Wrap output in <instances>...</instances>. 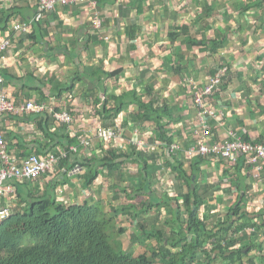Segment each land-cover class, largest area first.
<instances>
[{
  "label": "crops",
  "instance_id": "0c3cea01",
  "mask_svg": "<svg viewBox=\"0 0 264 264\" xmlns=\"http://www.w3.org/2000/svg\"><path fill=\"white\" fill-rule=\"evenodd\" d=\"M130 1L102 0L95 7L88 2L56 5L35 20V0H0V45L9 42L0 50V91L16 106L33 101L46 107L41 112L7 113L0 130L17 158L28 154L44 157L61 149L67 154L70 146H77L74 160L78 163L67 171L68 180L53 191L65 204L100 202L110 212L130 202L121 189L125 185L133 188L139 181L143 189H150L153 202L161 204L169 198L174 205L181 201L186 183L167 165L171 153L161 147L165 141L148 114L143 117L139 104H166L169 116L160 120L166 126L165 134L173 144L187 148L195 143L197 123L192 83H204L221 67H227V75L211 104L224 115L209 119L213 141H224L235 132L243 140L264 144V0H146L141 8ZM249 2L253 5L243 10ZM201 12L211 15L205 18ZM95 13L102 21L98 29L94 28ZM198 15L204 18L199 20ZM19 21L27 22L29 29L14 30L13 24ZM182 24L198 40L206 41L202 50L184 42L185 34L178 27ZM117 69L121 72L113 74ZM68 86L73 89L66 90ZM119 107V111L109 112ZM51 109L69 112L72 122H59ZM114 125L125 129L124 138L102 143L95 135L96 128ZM136 130L160 148L148 152L142 144L128 149L131 132ZM65 135L71 140L68 150ZM109 150L139 153L147 159L144 175L137 164L141 159L135 161L137 155H133L111 172L105 165L93 164L97 177L84 185L90 170L85 163L98 161ZM172 153L175 157L180 153L187 172L190 163L195 164L192 179L207 205L201 207L200 215L207 216L209 228L227 221L229 210L236 205L247 213L250 222L259 224L255 234L258 243L251 250L256 263L264 264V256L260 259L264 255V168L247 164L244 156L231 163L201 155L187 160L182 151ZM125 163L131 164V171L122 169ZM59 172L57 167L25 182H30L38 194L52 191ZM115 173L122 175L114 179ZM123 173L130 174L123 177ZM13 181L4 183L0 206L17 204ZM132 202L139 201L134 198ZM163 205L135 218L131 213L118 215L116 227L124 229L119 240L126 251L134 255L143 246L156 244L154 239L141 242L139 223L159 228L162 222L155 212ZM165 228L170 230L169 226ZM245 242L248 245L250 239L245 238ZM259 244L260 255L256 253Z\"/></svg>",
  "mask_w": 264,
  "mask_h": 264
},
{
  "label": "trees",
  "instance_id": "16d2710c",
  "mask_svg": "<svg viewBox=\"0 0 264 264\" xmlns=\"http://www.w3.org/2000/svg\"><path fill=\"white\" fill-rule=\"evenodd\" d=\"M100 1L102 0H97L98 3H101ZM145 1L131 0L130 3L141 8ZM252 5L253 2H249L243 10ZM138 8L137 14L140 13ZM199 15L198 19L202 20L204 17L209 18L211 14L205 13L204 17ZM178 27L185 34L184 42L200 46V50L206 46V41L193 36L187 25L182 24ZM119 72L121 70L117 69L112 73ZM72 89L73 86H68L66 90ZM139 106L142 107L143 117L148 114V120L155 123L162 141L170 145L172 138L165 134L166 126L160 123L163 117L169 116L166 104L155 107L152 101L147 104L140 103ZM117 110L119 111L120 107L109 112ZM46 120L47 117L43 119V123H46ZM166 125L168 126V123ZM65 143L68 150L71 143L68 135H65ZM107 153L108 155L99 158L98 161L85 163L90 170L85 174L84 185H90L97 177L98 172L93 168V164L105 165L108 172H111L133 155H137L135 161L141 159L137 164L142 167L140 174L144 175L147 159L141 157L139 153L124 154L115 150H109ZM74 155L75 153L71 151L59 161L60 172L54 178L56 181L52 185V191L45 190L38 194L30 182L13 181L14 200L17 204L12 207L9 216L0 222V264H208L218 260H222L221 264H257L251 250L253 245L258 243L255 224L250 222L247 213L241 210L239 205L229 210L227 221L217 223L211 228L208 227L207 216L200 215L201 207L207 205L198 194L197 185L192 179L195 164L190 163V170L187 172L183 168V159L176 158L173 154L166 158L167 165L179 174L187 186L182 200L177 201L175 206L169 198L164 199L161 204L153 202L148 194L150 189H143L139 181L138 187L131 188L125 185L121 189L124 196L127 194L130 202L111 208L106 219L100 202L90 203L86 200L81 203L65 204L55 198L53 194L55 187L68 180L67 171L78 163L76 159L74 160ZM145 194L149 195V198L139 197ZM134 198L139 202L133 203ZM163 204L169 207L171 216L165 217L159 228H155L154 225L148 227L145 222L139 223L143 236L139 237L141 242L154 239L156 244L143 246L134 255L126 251L117 238L124 229L116 227L114 234L115 225L113 219L110 220L111 217L116 218L120 213H131L132 218H135L148 214ZM182 210L186 212V220L181 219ZM233 216L238 219L235 220ZM166 226L170 227L169 234H166ZM249 228H254V232L245 235ZM245 238L250 239L248 245ZM261 251L262 247L259 244L256 253L260 255ZM263 256H260V259H263Z\"/></svg>",
  "mask_w": 264,
  "mask_h": 264
},
{
  "label": "built area",
  "instance_id": "2783aa9c",
  "mask_svg": "<svg viewBox=\"0 0 264 264\" xmlns=\"http://www.w3.org/2000/svg\"><path fill=\"white\" fill-rule=\"evenodd\" d=\"M37 4V12L35 20L40 19L45 12L54 10L56 5H69L77 2L87 3L96 6L97 0H35ZM101 18L94 14V28L98 29L101 26ZM14 30L27 31L29 24L24 21H19L13 24ZM9 42L6 40L0 45L2 50ZM227 67H221L212 75L207 77L206 81L201 84L192 83V103L196 109L197 123L194 128L195 143L182 148L177 144H161L167 152L178 154L180 151L190 160L196 155L213 156L217 158H225L231 163H236L240 156L246 157V163L255 165L257 169L264 168V144L253 143L251 141L243 140L235 132H230L227 139L224 141H213L210 128L209 119L218 120L220 116L224 115L223 111L217 109L211 104L215 90L222 85L225 76L227 75ZM3 78L0 77V82ZM191 82V80H189ZM46 107L42 103L27 101L19 106L9 99L6 93L0 91V126L3 116L7 113L20 114L24 111L41 112ZM59 122L70 124L72 116L67 111L56 112L49 110ZM125 129L122 126H100L96 128V137L104 144H109L113 140L124 138ZM138 130L131 132L130 142L134 146H141L139 144ZM141 136V135H140ZM159 145V144H158ZM117 148L120 147L118 144ZM69 149L77 152V146H70ZM178 151V153H177ZM66 156L65 149L56 153H49L44 157L36 154H28L17 158L11 154L8 144L5 141L3 133L0 130V195L3 192V185L8 180L14 181H32L46 173L54 172L58 167L59 161ZM176 158H180L179 156ZM12 206L5 204L0 206V222L11 213ZM254 228L247 230V235L252 234Z\"/></svg>",
  "mask_w": 264,
  "mask_h": 264
},
{
  "label": "rangeland",
  "instance_id": "374dc122",
  "mask_svg": "<svg viewBox=\"0 0 264 264\" xmlns=\"http://www.w3.org/2000/svg\"><path fill=\"white\" fill-rule=\"evenodd\" d=\"M187 6V5H186ZM192 19H190L189 21H191ZM186 21V20H185ZM138 132H140L139 133V136H138V140H139V144L140 143H142V144H144L146 147H145V149L148 151V152H151V151H154L155 149H159L160 148V146L157 144V143H155V144H151V141H150V139H149V141H148V138H146V140L144 139V138H142V136H140L141 135V131H138ZM149 138H152V136L151 137H149ZM148 141V142H147ZM157 144V145H156ZM130 145L131 146H128L127 145V148L129 149L130 147H132L133 146V144L130 142ZM154 148V149H153ZM123 168L122 169H124V170H126V168H129V171H131V168H133L132 166H131V164H129V163H125L123 166H122ZM118 171V170H117ZM116 171V172H117ZM121 172V171H120ZM124 174V176L123 177H125V175L127 176V175H129L130 173H128V174H126V173H123ZM115 177H114V179H118V178H120L119 176H121L122 174L121 173H115ZM119 175V176H118ZM111 180H113V178H111ZM137 183V182H136ZM139 183V182H138ZM138 183L137 184H135V186H137L138 187ZM181 192H182V194L184 193V192H186L185 190H181ZM127 195V194H126ZM145 198V197H144ZM58 201H61L60 199H58ZM175 203H177V201H175L174 202V205H176ZM103 208H104V218H108V213L110 214V212L109 211H107L106 210V206H104L103 205ZM108 212V213H107ZM157 212H159L158 213V215H155V217L157 218V219H159L160 220V222H163V220H164V218L165 217H167L168 215H170V209H169V207L168 206H163L161 209H159V211H156L155 213H157ZM154 213V214H155ZM153 215V214H152ZM186 212L185 211H182L181 212V218H182V220H186ZM112 219H114L112 222H113V224L115 225L114 226V234H115V232H116V223H117V217L116 218H112L111 217V219L110 220H112ZM260 226H259V224H257V225H254V228H255V231H258L259 232V228ZM169 232H170V230H166V234H169ZM166 236H168V235H165V237ZM117 238L118 239H120V236H117ZM202 255V254H201ZM244 257H245V255H243ZM203 257H204V255H203ZM201 259H204V258H202L201 257ZM209 262V261H208ZM207 262V263H208ZM221 262H222V260H218V261H215V262H209L208 264H221Z\"/></svg>",
  "mask_w": 264,
  "mask_h": 264
}]
</instances>
